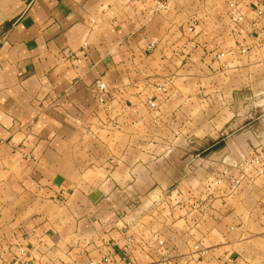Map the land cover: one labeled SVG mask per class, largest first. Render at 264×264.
I'll return each mask as SVG.
<instances>
[{"label":"crops","instance_id":"crops-1","mask_svg":"<svg viewBox=\"0 0 264 264\" xmlns=\"http://www.w3.org/2000/svg\"><path fill=\"white\" fill-rule=\"evenodd\" d=\"M183 1L0 0V264H264V0Z\"/></svg>","mask_w":264,"mask_h":264},{"label":"built area","instance_id":"built-area-1","mask_svg":"<svg viewBox=\"0 0 264 264\" xmlns=\"http://www.w3.org/2000/svg\"><path fill=\"white\" fill-rule=\"evenodd\" d=\"M229 7H230V9L236 8V4L235 3H230ZM258 15L260 16V13H258ZM241 18H242V16L239 15L236 18L235 17L232 18V21L233 22H237L238 20H241ZM188 30H189V32H191L192 31V26L188 27ZM189 42H190L189 40H186L185 43L183 44V47H187V43H189ZM160 87H161V85H159V88ZM94 89H95V92H96V98H97L98 104L99 105H104L106 103V101H107V87H106L105 82L102 81L101 79L95 81ZM146 101H147V104L150 107H155V103L152 100L147 99ZM24 157H25V159H28V160L33 159L30 154H26ZM255 162H258V158L255 159ZM236 182L237 181H235V183ZM130 242H131V239L127 238L124 246L128 247ZM111 262H113V264H120L119 261L112 260V257H111L110 254H107L105 257H103L101 259H98V260H90V261H88L85 264H110Z\"/></svg>","mask_w":264,"mask_h":264},{"label":"trees","instance_id":"trees-1","mask_svg":"<svg viewBox=\"0 0 264 264\" xmlns=\"http://www.w3.org/2000/svg\"><path fill=\"white\" fill-rule=\"evenodd\" d=\"M221 146V144L219 143V144H215V145H213V150H216L217 148H219Z\"/></svg>","mask_w":264,"mask_h":264},{"label":"rangeland","instance_id":"rangeland-1","mask_svg":"<svg viewBox=\"0 0 264 264\" xmlns=\"http://www.w3.org/2000/svg\"><path fill=\"white\" fill-rule=\"evenodd\" d=\"M183 2H184V3H186V2L189 3L190 1H189V0H184ZM183 17H184V16H183ZM181 18H182V17H181ZM177 19H178V21H181L180 17H177Z\"/></svg>","mask_w":264,"mask_h":264}]
</instances>
